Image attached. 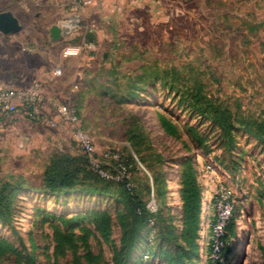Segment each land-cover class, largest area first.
<instances>
[{
  "label": "rangeland",
  "instance_id": "374dc122",
  "mask_svg": "<svg viewBox=\"0 0 264 264\" xmlns=\"http://www.w3.org/2000/svg\"><path fill=\"white\" fill-rule=\"evenodd\" d=\"M2 13L17 18L19 30L0 35V80L8 81L0 92L11 94L0 104V191L12 204L10 218L0 217V240L10 247L0 264H114L128 212L123 189L88 174L76 189L42 188L52 159H83L80 135L107 170L115 171L118 156L131 158L144 201L153 197V172L164 173L157 224L172 222L178 235L180 162L190 158L204 195L191 264H209L220 206L231 207L236 224L223 264H264V146L238 127L226 142L191 95L264 122V0H0ZM53 26L70 32L52 41ZM135 87L139 96L127 101ZM158 113L178 126L180 139L166 134ZM138 127L142 160L126 134ZM89 212L111 215L109 241L76 219ZM152 230L150 222L130 263L142 256L160 263L147 256Z\"/></svg>",
  "mask_w": 264,
  "mask_h": 264
},
{
  "label": "trees",
  "instance_id": "16d2710c",
  "mask_svg": "<svg viewBox=\"0 0 264 264\" xmlns=\"http://www.w3.org/2000/svg\"><path fill=\"white\" fill-rule=\"evenodd\" d=\"M139 88H134L129 92L128 100L135 99L139 96ZM192 100L197 104L196 110L202 115L208 116L213 125L216 126L226 142H233L234 129L243 128V131L252 136L255 140L259 141L264 146V122L250 119L244 116H234L227 108H220L217 105L211 103H199L201 97L199 94H191ZM189 94V96H191ZM158 120L170 137L180 139V131L178 126L166 114L158 113ZM141 127L135 128L133 132L131 129L127 130V141L130 142L132 151L138 157L141 158V153L145 152L146 148L142 146V142L137 140V134L139 135ZM143 158V156H142ZM141 158V160H142ZM129 175V182L132 184L131 191L126 188L125 182H113L109 183L120 186L123 189L125 195V204L128 209L127 214L122 220V231L119 239L118 248H114L113 260L114 264H132L130 258L132 254L139 249V245L144 243L141 241V232L149 226L150 222H153V230L151 233H147L148 243L147 256L150 258L158 257V264H191L194 258L198 257L199 252V231L202 223L203 216V195L202 185L200 182V172L197 170V166L192 163L190 158H184L180 162L179 169V200L181 201V228L179 235L175 233L172 222H168L167 225L158 226V221L162 219V207L161 199L164 195V189L166 188L164 173L161 171L153 172L152 176V195L156 204V211L151 212L147 208L149 199L144 201L142 193L133 183L130 177L131 158L128 162H124ZM234 167L236 165L233 162ZM236 169V168H235ZM82 174H88L100 181H106L96 175L90 167L88 158L84 155L83 159L76 157H69L68 155H62L60 158L52 159L49 165L45 168L42 176L43 189L50 193H60L76 189L78 182L81 179ZM0 191V217L3 219H9L11 215L12 204L11 202H3L4 188ZM167 192V190H166ZM151 190H148L150 195ZM78 220H84L93 224L96 229L102 234L105 241H109L112 232V217L107 212H89L86 215H80L76 217ZM69 219V221H72ZM169 221L172 220L169 216ZM215 220V219H214ZM213 220V221H214ZM64 224L67 223L63 220ZM235 218L233 213L225 228L224 240L227 245L222 250V258L225 261L227 253L229 252L228 244L230 238L235 235ZM89 232V231H88ZM150 239V240H149ZM141 241V243H140ZM159 241L157 251L153 249L154 242ZM171 245V249L165 248V245ZM142 247V246H141ZM209 251L211 250L210 245ZM10 249L8 244L0 240V253L4 249ZM203 249V247H202ZM206 249V246H204ZM144 263L143 256L138 264ZM147 261L144 264H148ZM208 264V263H207Z\"/></svg>",
  "mask_w": 264,
  "mask_h": 264
},
{
  "label": "built area",
  "instance_id": "2783aa9c",
  "mask_svg": "<svg viewBox=\"0 0 264 264\" xmlns=\"http://www.w3.org/2000/svg\"><path fill=\"white\" fill-rule=\"evenodd\" d=\"M11 98V94H8L5 91L0 92V104H6ZM33 107V105H32ZM31 108V107H30ZM75 119V118H74ZM73 119V120H74ZM79 148L83 152V154L86 155L88 158L91 170L101 177L102 179L106 181H113V182H125L126 183V188L128 191H131L132 189V184L129 182V175L127 172V168L122 161V159L118 156V164L117 168L115 171H110L105 169L94 157L93 154V147L91 142L84 137L83 135L79 136ZM197 168V167H196ZM198 170V168H197ZM200 172V171H199ZM202 174L200 173V178ZM204 198V195H203ZM204 201V200H203ZM204 203V202H203ZM147 208L151 212L156 211V204L155 200L152 199L150 202L147 204ZM232 215V209L231 207L228 206H220L218 209V213L215 217V220L213 221L212 224V236L210 237V256H209V264H223L224 260L222 258V250L223 248L227 245L226 241L224 240V233H225V228L230 220V217ZM205 239V238H203Z\"/></svg>",
  "mask_w": 264,
  "mask_h": 264
},
{
  "label": "water",
  "instance_id": "95a60500",
  "mask_svg": "<svg viewBox=\"0 0 264 264\" xmlns=\"http://www.w3.org/2000/svg\"><path fill=\"white\" fill-rule=\"evenodd\" d=\"M19 30L18 19L10 13L0 14V34L9 35ZM70 32L68 26H53L50 29V37L52 41L59 40L62 36H66Z\"/></svg>",
  "mask_w": 264,
  "mask_h": 264
},
{
  "label": "crops",
  "instance_id": "0c3cea01",
  "mask_svg": "<svg viewBox=\"0 0 264 264\" xmlns=\"http://www.w3.org/2000/svg\"><path fill=\"white\" fill-rule=\"evenodd\" d=\"M0 35H2V34H0ZM2 36H5V35H2ZM8 83V81H6V80H4V77H3V80H0V86L2 85V86H4L5 84H7ZM203 195V194H202Z\"/></svg>",
  "mask_w": 264,
  "mask_h": 264
},
{
  "label": "bare ground",
  "instance_id": "6f19581e",
  "mask_svg": "<svg viewBox=\"0 0 264 264\" xmlns=\"http://www.w3.org/2000/svg\"><path fill=\"white\" fill-rule=\"evenodd\" d=\"M236 264V263H235Z\"/></svg>",
  "mask_w": 264,
  "mask_h": 264
}]
</instances>
